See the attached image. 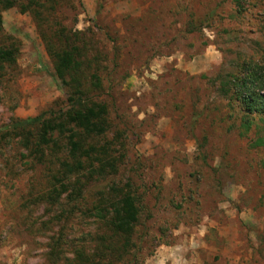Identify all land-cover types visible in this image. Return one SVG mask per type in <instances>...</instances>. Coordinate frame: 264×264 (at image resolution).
I'll list each match as a JSON object with an SVG mask.
<instances>
[{"label":"rangeland","instance_id":"374dc122","mask_svg":"<svg viewBox=\"0 0 264 264\" xmlns=\"http://www.w3.org/2000/svg\"><path fill=\"white\" fill-rule=\"evenodd\" d=\"M58 2L38 22L17 6L0 12V39L20 44L0 83V128L68 108L38 28L58 22L95 59L93 97L109 121L99 139L120 161L83 178L67 215L66 198L38 200L47 171L34 166L31 179L12 140L0 152V264H79L76 249L103 232L85 211L112 186L129 188L139 216L127 252L102 264H264V118L232 100L233 76L264 57V0Z\"/></svg>","mask_w":264,"mask_h":264},{"label":"trees","instance_id":"16d2710c","mask_svg":"<svg viewBox=\"0 0 264 264\" xmlns=\"http://www.w3.org/2000/svg\"><path fill=\"white\" fill-rule=\"evenodd\" d=\"M58 3V0H0V12L17 6L21 13L31 14L38 22L44 9L54 12ZM38 28L54 74L66 87L69 105L60 112L49 109L31 118L12 119L0 128V152L12 140L16 142L19 165H26L24 168L32 172L34 166L42 165L47 171L48 188L38 200L58 206L61 198H66L70 207L64 214L73 215L78 203L71 196L81 192L86 184L83 178L90 180L116 173L120 160L112 154L113 143L99 139L107 132L109 121L105 104L93 97L102 90L101 79L94 69L95 59L85 62L79 45L72 43V35H68L64 25L49 23L44 29L38 23ZM3 31L0 14V36ZM19 47L16 39H0V83L6 68L15 65ZM232 83L236 91L232 100L241 104L247 114L264 118V57L244 63ZM254 144L264 146V130ZM75 176L78 177L74 180ZM31 177L34 179V172ZM70 182L74 183L71 185L74 189L68 193ZM110 188L109 192L98 191L85 211L98 221L103 232L94 237V247L76 249L74 261L79 264H102L124 254L132 245L138 202L129 188Z\"/></svg>","mask_w":264,"mask_h":264}]
</instances>
